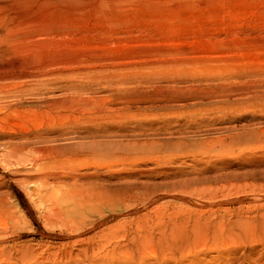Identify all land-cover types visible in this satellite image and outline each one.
<instances>
[{
  "label": "rangeland",
  "instance_id": "obj_1",
  "mask_svg": "<svg viewBox=\"0 0 264 264\" xmlns=\"http://www.w3.org/2000/svg\"><path fill=\"white\" fill-rule=\"evenodd\" d=\"M7 1L8 4L10 3L9 7H15V5L11 6L15 1ZM29 1L22 2L21 5L18 4L17 8L13 9L19 11L21 17L24 16L21 29L42 32L44 34L42 37L46 38L45 40L49 41V44L46 43L47 47L44 49L42 47L44 38L40 40L39 37L36 40L38 46L29 50L31 53L22 55V51V56L19 55L16 58L22 57L20 60L26 59L33 64L37 61L36 67L46 66L44 67L45 71L49 68L48 63L49 66L53 62V65L60 63L61 66L56 65V69L54 66L50 67L54 70H68L67 79L75 76L74 78L80 81V85L89 87L100 80V76L97 78L89 76L88 78L86 74L88 71H83L84 69L91 70L94 65L92 63L97 61L94 58L90 59L89 56L92 53L93 56L99 55L100 52L105 51V47L111 45L112 52L121 56L119 57L121 61H117V63H123L126 66L125 73L121 70L115 75L124 74V77H128V111L121 116L122 118L115 119L112 124L110 123L115 128L108 132V135L119 141H128V144L154 142L156 146L152 145L153 148L139 150L140 153L138 150H134L135 154L133 151H128V163L123 164L121 162L124 161L119 159V162L116 158L113 160L115 162L113 165H117L111 164L110 171H106L108 159L96 156L94 159L97 158L98 161L92 162L88 160L89 157L91 160L93 159L92 156H89L87 162L93 163L88 168L89 170L93 168L95 162H101L99 165L97 163V166L103 164L102 168L98 167L101 176L92 180L76 179V185L73 184L74 181L70 178L72 175L70 173L83 174L88 171L79 168V164L82 163L80 160L78 162L75 160L66 161V159L55 160L54 156L47 153H28L30 156L23 155L22 160L15 158L4 160L0 163V245L13 248L29 247L39 252L38 244H48L50 249L56 251L61 248L62 244L79 241L70 245L71 248H66L67 251L72 249L71 251L75 255L76 249H80L91 237L95 238L94 242L97 240L95 234H98L101 227L89 228L90 231H83V234L78 231L75 235H67L68 229L69 231L74 229L70 219L68 221V218L59 217L54 212L62 209L66 210V214H68V210L71 211L72 208H78V211L79 202L83 201L89 192L86 190H102L103 186L107 190L117 192L114 193L115 201L120 202V206L117 203L116 207L120 210L124 209L117 222L119 225L111 231V235H107L109 238H114V242H123L128 239L129 243L132 232L144 221H147L146 228L149 230L155 223L153 221L159 220L163 223L178 218V216L179 218L189 216L192 211L190 214L225 207L229 209L238 207L237 204L230 206L231 202L228 201L230 198L223 199L226 201V205L225 201L221 202L219 198L195 204V202L187 200L184 202H180L181 200L161 201L157 196H154L164 190L166 186H177L187 179L197 178L211 181L219 176L232 178L234 180L230 179L231 181H222L218 184L212 183L213 185L211 183H193L189 187L200 191L209 185L212 189L217 186L218 192H224V195L236 191L241 196L246 193V195L253 196L252 200L247 203L263 205L264 209V0H75L71 4L59 3L61 5L46 3L47 0ZM32 1L36 4H30ZM5 11L3 14L7 13ZM25 15L33 16H29V19ZM26 18L27 20H25ZM50 31H54L56 34L52 33V39H50L51 34L45 36ZM100 46H102V50ZM86 55L89 56L86 57ZM11 56L10 59H15V56ZM79 57L82 58L80 61ZM9 58L2 60L1 65H8L12 61ZM76 59L79 63L76 62ZM124 60L126 61L124 62ZM66 62L68 63L66 64ZM71 70L74 73H71ZM79 70L81 71L78 72ZM101 75L104 76L103 72ZM61 76H51L52 79L50 76L42 78V81L52 80L48 84L49 86L46 85L43 88L51 90L57 88L52 91L54 97L67 94L64 93L65 88H59L65 85L62 83L64 78ZM60 78H62L61 81ZM10 79L13 84H8L9 80L8 83L4 81L2 86L7 85L6 87L13 93L22 90L20 88H22L25 79H19L20 82L14 78ZM37 80L36 83H41L40 78ZM57 82L59 83L57 84ZM119 85L115 86V91H122L123 87L120 85V88ZM24 88L25 86H23ZM135 88L139 90H135ZM176 88L182 90L183 93L188 90L184 93L187 95L198 93H195V96L191 97L192 99H189L185 103L187 105L184 106L181 101L171 100L172 92ZM158 89L166 92L164 91L163 95L164 92L161 93L159 90L156 98L158 96L160 99L157 100L155 92ZM134 90L136 93L138 92L137 96ZM189 90H191L190 93ZM170 91L172 96L169 94ZM103 94L97 95L102 96ZM140 94L142 97L144 94L147 95L144 96L148 99H145L147 102L141 96L139 97ZM98 96L95 95L96 98ZM105 105L101 104L100 108L104 109ZM180 106L186 107V109L180 108ZM89 107L91 106L87 108ZM56 109L61 113L59 116V113L55 112ZM56 109L53 113L50 109L49 111L43 109V111L37 110L35 113L28 114L23 119L25 122L21 126L26 125L30 128L31 126L35 128L40 126L43 129L42 133L51 131L48 128L50 124L56 125L57 128L72 130L73 125L71 124L75 122L71 123L70 115L72 118L78 116L75 114L76 112L81 115L80 112L83 111L82 109L79 111V108L76 111L74 107L70 110H74L75 115L73 111H66V115L65 111L60 108ZM90 111H92V107L89 109ZM85 112L89 113L88 109ZM85 112L84 114H86ZM61 115L64 117L58 118ZM10 122L11 125L20 127V124H15V120H10ZM78 124L81 125L76 129H86L98 128V125L104 124V122L88 119ZM247 134H251L253 138L240 140ZM48 136L51 139L53 135ZM74 136L80 137V135L69 137L74 138ZM170 142L180 143V145L169 148L166 145ZM116 160L118 161L116 162ZM89 162L88 164H90ZM109 172L113 174L110 173L111 176H108ZM49 174H58L63 178L60 180L51 179ZM66 176L69 179L65 178ZM42 177L49 178L43 180ZM43 181L47 186L43 184ZM93 185L94 187H91ZM98 185H101V188ZM107 186H111L112 189ZM120 187L123 190H115ZM146 187L154 191L148 194L147 201L143 203L128 202L132 194L124 191V188L128 191L129 189L143 190ZM223 187H225L224 191L220 189ZM80 189L81 192L78 193ZM33 190H35V195H32ZM30 192H32V196ZM74 193L76 194L74 195ZM77 194L79 198L82 197V200L79 201ZM126 195L128 199H126ZM114 196H112L113 199H115ZM88 207L87 205L83 209L87 214H90L89 211L92 210ZM104 213L106 214V211ZM91 215L89 218L92 221L96 220L97 216ZM225 216V218L229 217ZM62 220H66L65 223L68 221L67 225ZM68 224H70L69 227ZM202 234L204 235V233ZM203 235L200 238L196 237L197 240L194 244L197 246L192 245L190 251L181 253L167 251V253L166 251H155L153 246H146L148 250L144 256H139V258L138 255H133L131 257L129 251L128 260H117L113 264H206V261L212 259L216 264H252L247 257L254 258L256 254L264 252V245L256 244L250 248L248 242L236 251L230 245L229 248L228 244H225L227 248L224 247L221 238L214 242L211 239L212 235L209 237L207 234H205L207 236ZM210 242L211 245H209ZM13 244L16 245L13 246ZM211 247L217 249H211ZM228 248L229 252H227ZM233 251L234 253H232ZM251 253L253 254L251 255ZM242 258H246L247 261L244 262L245 259ZM39 261L37 264H101V262H92V260L86 263V261L82 262L76 259L65 262ZM31 262L30 260L25 264H32ZM212 262L211 264H214ZM0 264L19 263L0 257Z\"/></svg>",
  "mask_w": 264,
  "mask_h": 264
},
{
  "label": "bare ground",
  "instance_id": "obj_2",
  "mask_svg": "<svg viewBox=\"0 0 264 264\" xmlns=\"http://www.w3.org/2000/svg\"><path fill=\"white\" fill-rule=\"evenodd\" d=\"M10 1L11 2L15 1L14 4L11 3L12 4L11 6L15 5L14 8H17L16 6L18 4L21 5L20 3L27 2L29 0H13V1L10 0ZM33 1H35V0H33ZM33 1L30 4H34L35 2L33 3ZM74 1L75 0H47L46 3L50 2V4L61 5L59 3L71 4ZM29 2H31V1H29ZM9 4H8L7 0H0V140H1L0 141L1 142L0 143V163L3 162L4 160H7V159L10 160L12 158H15L16 160H22V158H23L22 156L26 155L28 153L29 154L30 153H35V154L36 153L37 154L38 153H42V154L47 153V154H50L51 156H54L55 160H59V159L65 160L66 159V161L67 160H69V161L75 160L76 162H78V160H80L82 163L79 164V168H84L88 171H86V173H83V174H79L76 171H75L76 173H74V172L70 173V174H72V175H70V178L74 181L73 184L76 185V182H77L76 179L80 178V179L92 180V179L97 178V177L100 178V176H101V174L98 170L99 169L98 167L102 168L103 164L101 165L102 166L101 167V166H97L101 162H99V163L95 162L94 166H92L93 167L91 169L92 171L89 170L88 168L91 166V164L93 165V163L88 161L90 163V164H88V162H87V158L89 156H92V158H93L92 160L90 159L91 157H89V159H88L92 162L95 160L94 157H96V156H99L101 158L104 157V158L108 159L106 161L108 163V164L106 163V165H107L106 171H110L109 166L111 164L113 165V162H114L113 160L116 158H118V160L120 159L121 161H124V162H121L123 164L128 163V151H133V153H134L135 152L134 150H138V152H139V150H147L148 148H153L154 146H156V144L154 142L153 143L132 142V143L128 144V141H126V142L125 141H119V140H116L117 138L113 139L114 138L113 136H112L113 138H111V136L108 135V132H110L111 130H113L115 128V127L111 126L112 121L115 119L122 118L121 116L125 115V112L128 111V77H124V74H121L120 76L115 75V73L121 72V70L124 71V73H125L126 66L123 63H117V61H121V59H119V57H121V56H118L116 53L112 52V50L110 48L111 45H109L110 47L104 46L105 51L103 53L100 52L99 55L96 54L93 56V53H92V55H90L91 57L89 55H86V57L89 56L90 59L94 58V59H97V61L93 60L95 63L94 62L92 63V61L90 60L92 65L94 64L95 66L93 65L91 70L84 69L83 71H88L86 73L88 78H89V76H91L90 78H92V76H94L96 78H97V76H100V78H99L100 80H98V82L95 85L93 84L89 87L82 86V85H80V81L77 78H74L75 76L71 77V79H67L66 75L68 73V70H65V69L54 70L53 68L50 67V66H52V67L54 66V68H55L56 65H58V64L60 65V63L53 65L54 62L52 63V61H49L52 63V65L49 66V63H48L47 66L49 67L48 69L51 68V70L47 69V71H45L46 68H44V67H46V66L36 67L37 61L33 64L30 61L28 62L26 59L20 60L22 57L21 58L19 57L18 59L16 58V56H19V55L22 56V55H24V53L27 54L28 52H30L29 50H31L32 47L36 48L38 46V45H36V44H38V43H36V40L39 37H40V40L43 39L44 37H42V35L44 36V34H42V32L39 33V31L37 32V30H36V32H34L35 30L33 31V30H28V29H21V25H22L21 22L23 21L22 17H24V16L21 17V15H20L21 13L19 14V11L13 10L14 8L9 7L10 6ZM22 6L24 7V5H22ZM8 7L10 8L9 9L10 13L7 10ZM5 10H7V11H5ZM19 10H20V8H19ZM4 11L7 13L3 14ZM25 12L26 11H24V13ZM25 14H27V13H25ZM25 16L27 17L28 15H25ZM29 16L31 17L33 15H29ZM30 17H29V19H30ZM25 20H27V18ZM57 25H58V23H57ZM60 30H62V29H60ZM51 31L49 33L47 32V34H45V36L51 34L50 35V37H51L52 33L54 32V31L53 32H51ZM53 35H56L55 32ZM62 36H64V35H62ZM45 39L46 38H44V40H42V42L44 44V45L42 44V47L44 49H46V47H47L46 43L49 44V41L47 42V40H45ZM50 39H52V37ZM53 42H55V41H53ZM91 42H92V40L90 41V43ZM3 44L6 46L4 47ZM100 45H102V44H100ZM48 47H50V45H48ZM101 47L102 46H100V48ZM55 48H57V47H55ZM97 49L99 50V48H97ZM102 49L103 48H101V50ZM22 51H23V54L21 55ZM38 51H40V50H38ZM32 52H35V51H32ZM45 52H44V54H45ZM35 54H37V53L35 52ZM11 55H13V56H11ZM45 55H47V53ZM10 56L11 57L15 56V59H10L9 58ZM39 56L41 57L42 55L40 54ZM7 58H9L12 61L9 62L8 65H5V66L1 65L2 60L7 59ZM79 58L78 59L80 61L82 58L81 57H79ZM99 58H101V60H99ZM47 59L51 60L50 58H47ZM77 61L78 60L76 59V62ZM79 61L77 63H79ZM82 61L84 62V60H82ZM125 61L126 60H124V62ZM62 62H65V61L62 60ZM62 62H61V64H63ZM96 62H99V63H96ZM67 63L68 62H66V64ZM69 63L71 65V62H69ZM66 64H65V66H67ZM97 64H99V65H97ZM40 65H38V66H40ZM72 65H74V64H72ZM58 68H60V67H58ZM71 68L74 69L73 67H71ZM76 70H77V68H76ZM74 71H75V69H74ZM74 71L71 70L70 72L74 73ZM80 71L81 70H79L78 72H80ZM101 72H103L104 76L101 75ZM57 75L63 76L64 79H63L62 83H65V85L63 87H59V88H65L64 93H67V94L54 97L52 95V93H53L52 91L56 90L57 88L51 90V89H47V88H43V87H45L50 82H52L51 76L56 77ZM44 76H50L51 79L46 78L48 80L42 81L43 80L42 78ZM10 78H12V79L14 78L17 80L25 79L24 80L25 82L23 84V86H25V88L23 89V86H22V88H20L22 90L15 91L14 93L12 91H9L10 89H8V87H6L7 85L6 86H2V85H3L4 81H7L6 83H8L9 80H10L9 81L10 83H8V84H13V82L11 83ZM39 78H40V80H41L40 82L42 84L36 83L38 81L37 79H39ZM58 79H59V77H58ZM58 79H56V80H58ZM61 79L62 78H60V81H61ZM20 80H19V82H20ZM56 80H53V81H56ZM58 83L59 82H57V84ZM174 83H177V82H174ZM118 84H120L123 87L122 91L117 89L120 92L115 91L116 90L115 86L118 87ZM21 85H22V83H21ZM36 85H37V87H36ZM55 85H56V83H55ZM120 85H119V87L121 88ZM137 86H138V84H137ZM136 88H135V90H139ZM178 89L176 88L175 91L172 92L173 96H172V94H170L171 91L169 92L170 96H172V99H171V97H170V99L171 100L174 99V102L176 100H177V102L181 101V102H183L184 106L187 105L185 103L187 101H189V99H192L191 97L195 96V93H198V92H195L194 94L192 93L190 95H187L184 93H186V91H188V90H185V92L183 93L182 90H178ZM159 90H161V89H158V91L156 90L157 92H155V98H156V95H158L157 93L159 92ZM162 91L163 90H161L160 92L162 93ZM190 91L191 90H189V93H190ZM165 92L163 93V95L165 94ZM101 93L102 94L104 93L103 94L104 97H103V95L98 96ZM134 93L136 95L138 92L136 93V91H135ZM95 95L98 97L96 98ZM145 95L146 94H144L142 97L140 94L139 97L141 96L144 99V101L147 102L146 100H148V99L145 98L147 95L146 96ZM196 96H198V95H196ZM101 97H103V98H101ZM161 97H163V96H161ZM143 99H142V101H143ZM156 99L158 100L160 98H158V96H157ZM101 104L102 105L106 104L104 109L100 108ZM178 105H179V103H178ZM88 106L92 107V111L89 112V109H91V107L87 108ZM74 107H75L74 110H76V111L78 108H79L78 109L79 111L81 109L83 110L85 107L86 108H85V110L80 112L81 115H79V112H76V111H75L76 112L75 114L76 115L78 114V116H73L71 118V115H70V119L72 120L71 123L75 122L74 124H71V125H73L71 128L72 130H66V129L61 128V127L57 128L56 125L50 124L48 126V128H50L51 131H49L48 133L47 132L42 133L43 129H41L40 126L39 127L36 126V128L32 127V126L30 128V126L28 127L26 125L24 127H22L23 125L21 126V124H24V122H25V121H23V119L28 114H31L33 112L35 113L37 110L43 111V109H48V111H49V109H50V110H52L51 113H53V111L56 108H60L62 111L66 112V111H71L70 109L71 108L73 109ZM98 108H100L101 111H99L100 109L98 110ZM180 108H184V107L180 106ZM86 109H88L89 113L85 112ZM184 109H186V107ZM56 110H55V112L58 114L59 113L58 109H56ZM61 110H60V112H61ZM74 110H72L73 114H74ZM45 111L48 112L47 110H45ZM45 111H44V113H46ZM84 112L86 114H84ZM62 113H64V112H62ZM60 114L61 113H59L58 116ZM66 115H67V112H66ZM62 117H64V116L61 115V117H58V118H62ZM88 119L89 120H101L104 122V124H99L98 128L76 129L77 127H79V125H81L78 123H81L82 121H85ZM10 120H15L16 121L15 124H20V127H18L19 125H17V126H14V124L11 125L10 123L12 121L10 122ZM68 120H69V117H68ZM59 125H61V124H59ZM113 125H115V124H113ZM48 135H53L54 137L52 136L50 139ZM72 135H76V136L80 135V137L78 138V137L74 136V138H70L69 136H72ZM120 137H122V136H120ZM243 138H245V140H247L248 138H253V136L251 134H247V135H244L240 140H242ZM11 140H17V141L13 142ZM179 141H181V140H179ZM152 145H153V147H152ZM177 145H180V143H171L170 142L166 146H169V148H171V147L173 148ZM193 145H195V144H193ZM169 150H171V149H169ZM141 152H143V151H141ZM42 156H44V155H42ZM45 156L47 158V155H45ZM96 160H97V158H96ZM118 160H116V162ZM120 160H119V162H120ZM102 163H103V161H102ZM110 167H112V166H110ZM110 173L113 174L112 172H109L107 175L111 176ZM49 177L51 179H55V180H60L61 178H63L58 174H49ZM49 177H42V178H43V180H45ZM65 178L69 179L68 176H66ZM230 179H232V178H230ZM230 179L226 176L215 177L211 181L209 179H197V178H195V179H191V180H188V179L184 180L180 183V185H177V186L176 185L166 186L164 188V190H161L160 193H158L157 195H154V196H157L158 200H161V201L181 200L180 202H182V201L184 202L187 200V201H191L193 203L195 202V204H196V202L202 203V201L213 199V198H219L221 202L225 201L223 199L230 198V199H228V201L231 202L230 206L232 204H237L238 207H236L234 209H229V208L225 207L226 209L223 208V209H218V210H208L206 212L203 211V212H199V213L195 212L193 214H190L193 212L192 211L189 213V216H184V217H180V218H179V216H178V218L175 216L176 218H173L171 220L168 219L169 221H167V222L164 221L163 223H161V221H159V220L158 221L151 220L155 223L152 224L153 226L149 230H148V228H146L147 221H144L142 223V225L136 227V230L132 232L131 237L129 239V243H128V239L123 241V242H116V241L114 242V240H115L114 238L107 237V235L108 234L111 235V231H113V229H115V227L119 225L117 222L119 221V219L122 216V213L124 212V209L121 208V210H120V209H117V207H116L117 203H119V206H120V202L115 201L116 197L114 196V193H117V192H115L114 190H109V189L107 190V188L104 186L102 187V188H104V189H102L104 191L95 190V189L86 190L89 192L85 195L87 197H85V196H84L85 198L83 197L84 198L83 201H80V199L82 197L79 198L78 194H77V197L79 198V201L81 202V204H80V202L77 201V202H79L78 206H80L78 211H77L78 208L77 209L72 208L71 211L68 210L69 213L66 214V210L58 209L54 213L59 217L68 218L67 219L68 221L70 219L74 229L72 228L73 230H71V231H69V229H68L67 235L68 234L71 236L75 235V233H77L78 231L82 232V234H83L84 233L83 231H86V230L90 231L89 228L96 227V226L101 227L98 234H95L96 235L95 237L97 238V240L95 242L93 240L95 238L91 237L90 240H88V241H86V243H84L85 245H82L80 249H76L75 255H73V252L71 251L72 249L67 251L66 248L67 247L71 248L70 245H72L74 243H78L79 241L78 242L76 241L74 243H72V241H71L70 243H66L64 245L62 244L61 248H58V250H56V251L50 249V246H47L48 244L47 245H39L38 244L39 252L34 251L33 250L34 248L31 249L29 247H21L18 244H17V246H20V247H14V248L10 247V246L0 245V257L6 258L9 261H15V263H19V264L28 263L30 260L32 261L31 262L32 264H37V262L39 260H43V261H50V260L57 261L58 260L60 262H63V261L65 262L67 260L69 261V260H74V259L81 260L82 262L86 261V263L88 261L92 260V262H101V264H113L117 260H128V252L129 251H130L129 255L131 257L133 255H138V257L144 256L148 250L146 248V246H148V247L153 246L155 251L159 250L161 252H165V251L166 252L167 251L178 252L179 251L181 253V252L190 251L192 248V245L193 246L196 245L194 243H196L195 241L197 240V238L198 237L200 238L203 235L202 233H204L203 236L208 235V237H209L212 235L211 239L214 242L218 241L221 238L223 240L222 243H223L224 247L227 248V245H225V244H228V247L230 245V247H232L236 251L239 250V248H241V246L245 245L248 242H249L248 247H250V248L251 247L253 248L254 245H256V244L264 245V243H262L264 241V236H262V235H264V209H263V205L247 203V201L252 200L253 196L246 195V193L244 196H241L240 194H239L240 195L239 196L238 191H236L235 193L233 192L232 194L225 192L227 194L224 195V192H218L219 189L217 190V188H216L217 186L213 187V189H214L213 190L212 188H210V185H209V187H205L204 189H201L200 191L192 189L191 187H189V185L193 184V183L194 184L211 183V185H213L212 183L218 184L222 181H231ZM232 180H234V179H232ZM43 184L45 185L46 183L44 182ZM46 186H47V184H46ZM91 187H94V185ZM107 187H111V186H107ZM122 187H120L118 189L115 188V190H119V189L123 190ZM225 187L220 188V189H222L224 191ZM75 189H76V186H75ZM111 189H112V187H111ZM121 190H120V192H121ZM33 191H34V193L32 195H35V190H33ZM39 191H41V190H39ZM124 191L129 192V194H132L131 198L129 197L130 200L128 202L137 201V202H142V203L147 201V196H149L148 194H151L152 192H154L153 190L152 191L149 190V188L147 189V187H146V189H143V190L129 189L128 191L124 188ZM76 192H78V191H76ZM80 192H81V189L78 193H80ZM31 193L32 192H30V195H31ZM27 194H28V192H27ZM39 194H40V192H39ZM75 194L76 193H74V195ZM124 194H126V193H124ZM74 195H72V196H74ZM112 196H114L115 199H113ZM36 198H37V196H36ZM125 198H123V199L124 200L128 199V196L126 199ZM164 199H166V200H164ZM71 201L74 202L73 200H71ZM71 201H70V204L72 203ZM155 201H157V200H155ZM121 202H123V201H121ZM230 202H228V203H230ZM225 203H226V201H225ZM73 204H75V202ZM87 205L89 206L88 209L92 210V211H89L90 214H87L86 211H84V209H83L85 206L87 207ZM226 205H227V203H226ZM73 207H74V205H73ZM124 207H126V206H124ZM196 208H197V206H196ZM81 210H83V211H81ZM183 210H186V209H183ZM105 211H106V214L104 213ZM153 211H155V210H153ZM91 214H93L94 217L97 216L96 220L94 219L92 221L89 218V215H91ZM163 214H162V216H163ZM225 215H228L229 217L225 218L226 217ZM124 216H126V215H124ZM92 219H93V216H92ZM58 220H60V219H58ZM155 220H157V219H155ZM64 221H66V220H64ZM67 222L66 223L64 222V224L67 225ZM70 224H68V227ZM205 234H207V235H205ZM79 235H80V233H79ZM255 242H258V243H255ZM14 245H16V244H13V246ZM209 245H211V242ZM215 245H216V243H215ZM22 246H23V244H22ZM58 246H60V245H58ZM216 246L218 247V245H216ZM51 247H52V245H51ZM207 247H210V246L207 245ZM199 248L201 249L202 247H199ZM211 249H215V248L211 247ZM36 250H38V249H36ZM229 251H230V249L227 252H229ZM232 253H234V251ZM263 253L256 254L254 258H251V257L249 258V257L245 256L244 254H242V256L247 257L248 260L250 259L249 262H251L252 264H264V254ZM252 254L253 253H251V255ZM30 256H31V258H30ZM242 259H245L244 262L247 261L246 258H242ZM213 260L214 259H212L210 261H206L205 263L211 264V262ZM214 262L215 261H213L212 263H214ZM220 263H222V262H220ZM226 263H228V262H226ZM214 264H216V263H214Z\"/></svg>",
  "mask_w": 264,
  "mask_h": 264
}]
</instances>
